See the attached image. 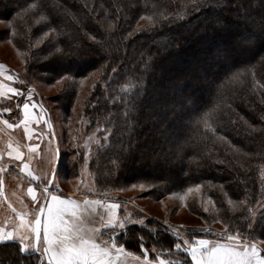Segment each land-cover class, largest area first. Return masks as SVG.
Segmentation results:
<instances>
[{
	"label": "trees",
	"instance_id": "trees-1",
	"mask_svg": "<svg viewBox=\"0 0 264 264\" xmlns=\"http://www.w3.org/2000/svg\"><path fill=\"white\" fill-rule=\"evenodd\" d=\"M186 2L0 0V18L14 22L9 38L15 47L40 56L25 59L28 74L69 80L61 96L69 116L79 80L99 72L81 113L88 133L101 131L109 139L94 149L89 167L95 192L85 195L124 201L112 196L116 190L146 185L159 199L199 186L214 201L226 233L264 240V221H254L249 229L239 203L250 199L255 205L264 194L259 177L264 165V38L259 33L264 0H218L215 8L185 16ZM28 4L36 7L28 9ZM177 14L183 19L165 22L164 17ZM142 18L147 20L138 25ZM44 32L49 36L32 48ZM55 48L62 54L48 56ZM203 48L212 49L205 60ZM141 87L130 128L123 119L125 102L135 99ZM139 216L136 212L133 218ZM103 233L102 239L111 236L138 259L147 249L150 260L192 264L175 230L148 217L144 224L112 226ZM195 237L204 235L187 234L189 240ZM18 249L17 241L0 242V264H38L37 254Z\"/></svg>",
	"mask_w": 264,
	"mask_h": 264
},
{
	"label": "rangeland",
	"instance_id": "rangeland-1",
	"mask_svg": "<svg viewBox=\"0 0 264 264\" xmlns=\"http://www.w3.org/2000/svg\"><path fill=\"white\" fill-rule=\"evenodd\" d=\"M145 20L147 18L140 19L138 25L144 24ZM0 21L7 22L2 18ZM9 33L10 28L5 27V23H0V64L4 65V69L0 71V82L4 85L3 94L0 95V168H3V171H0V180L2 179L4 188V195L0 190V225L4 223L19 225L21 221L20 216H16L17 212L23 214L26 225L27 221L33 218L32 213L36 208V203L28 195V188H35L39 194L40 188L47 183L51 171L54 172V183L51 188L57 195L62 198L70 197L77 202L79 197H91L85 195L95 192V180L89 163L94 158V149L100 145L105 133L101 131L88 133L87 121L81 113L84 100L92 90L99 72L93 71L84 77L85 79L79 80L80 87L69 116L66 104L61 100L64 87L69 80L63 78L57 81L44 72L33 77L28 74L25 59L32 58L33 53L15 47ZM209 49L211 48H203L200 51V57L204 60L208 57ZM216 53L218 52L213 50L212 54ZM9 76L11 80L8 79ZM196 83L193 80L192 85ZM10 87L18 89L19 93L11 94ZM25 103L29 104L27 124L21 122L25 119L23 113ZM5 120L14 126L8 127V124L4 123ZM48 120L52 124V130L49 129ZM8 152H12V156H9ZM17 152L20 153V159L15 158ZM24 165H27V168L21 171ZM259 177L264 188V165L259 169ZM115 194L124 199L120 208L123 213L118 214V221L126 219L127 223L138 225L141 224L140 220L144 221L148 217L173 228L181 243L188 239L187 234L193 232H201L206 237L195 239L203 238L221 243H231L227 239L228 236L237 235L226 233L225 226L216 214L214 201L200 187L188 191L185 195L172 194L159 199L151 196L150 187L146 185L121 187L112 196L116 197ZM81 202L83 208V201ZM93 209L94 205H91L85 215L91 213ZM106 209L103 210V220L99 223L98 216L90 217L93 221L90 226L97 227L95 223H98L101 228L105 225L102 231L112 226L121 229L106 224L108 214ZM136 212L140 213L141 217L133 218ZM251 242L254 241L248 240V243ZM255 244L264 254V240L255 241ZM126 254L129 256L126 257ZM119 256L121 264H143V261L138 259L135 263L131 258L135 256L125 251ZM38 257L41 264H47L45 260L40 259V254Z\"/></svg>",
	"mask_w": 264,
	"mask_h": 264
},
{
	"label": "snow or ice",
	"instance_id": "snow-or-ice-1",
	"mask_svg": "<svg viewBox=\"0 0 264 264\" xmlns=\"http://www.w3.org/2000/svg\"><path fill=\"white\" fill-rule=\"evenodd\" d=\"M210 2V0H187L182 5L184 15H190L191 13H199L205 8H215L216 3ZM36 5L28 4V9H32ZM25 9L24 11H27ZM19 15V14H18ZM45 16H41L40 20H45ZM152 19V17H148ZM183 19V16L177 14L174 16L164 17L165 22L169 20ZM5 27L12 28L15 31V24L13 21L3 22ZM143 30V29H138ZM51 32L55 33V29H50ZM259 33L261 38H264V20L259 24ZM129 35H132L129 33ZM49 36V32H44L43 37L37 39L35 45H31L32 48H36L43 42L45 37ZM256 33H252L253 39H255ZM95 40V37H91ZM40 49H37L39 52ZM62 54L60 48H55L54 52L50 51L48 56L54 54ZM143 56V54H142ZM33 58L39 59L40 56L37 53H33ZM147 64V62H146ZM4 69V65L0 64V71ZM117 69H113L116 72ZM235 78V77H234ZM9 80L12 78L9 76ZM139 82V77H137ZM139 86V84H138ZM4 85L0 82V95L3 94L2 90ZM10 93L15 95L19 93L16 88L10 87ZM144 89L141 87L140 93L137 94L135 99H129L125 102L127 111L123 114V119L128 123V126L134 127L135 121L130 119L133 112L137 111V103L140 96L143 95ZM28 109L29 104L23 105V113L25 119L21 122L24 124L28 123ZM5 111H10L5 109ZM8 124V121H4ZM206 127H209L205 122ZM14 125L8 124V127ZM27 131V129H25ZM109 139V137H105ZM121 146V151H126ZM9 156H12V152H8ZM16 159H20V153H16ZM27 168L24 165L21 171ZM3 171V168H0ZM33 179H38L33 177ZM53 180H48L47 183L40 188L39 194L33 187L28 188V195L31 196L32 200L36 203V208L32 213L31 219L24 224L23 214L19 217L21 223L19 225H7L0 226V241L18 240L20 253L28 252L29 250L39 253L40 259L46 260L47 264H115L112 260V255L115 253L117 256L124 252V245L117 244V242L109 236L108 239H101L105 235L101 228L90 226L93 221L90 218L95 213L93 209L91 213L85 215L91 205L103 206L102 201L93 200L89 201L87 198L83 201V210L81 205L72 198H62L53 192L52 188ZM199 187V186H197ZM191 191V189H189ZM43 197V201H41ZM231 204L232 202L229 201ZM240 206L244 208L246 215L243 218V222L247 224L249 229L253 228L254 221H264V194L261 198L256 200L255 205H252L250 199L240 201ZM108 210L107 214V225H115L120 228L126 227L125 220L115 219V210L118 208L116 204H109L106 206ZM15 211V209H13ZM103 220V216L101 217ZM141 224L144 221H140ZM143 240V237L140 238ZM228 241L231 243H221L219 241L212 242L207 239H184L183 248L184 251L191 257L193 264H264V254L260 250L255 242L249 244L246 237L237 233V235L228 236ZM143 248V244L141 245ZM175 248H181V244H175ZM155 253L157 250L153 248L151 250ZM148 250H144L143 264H187L186 260H168L165 261L157 257L156 260H150L148 256Z\"/></svg>",
	"mask_w": 264,
	"mask_h": 264
},
{
	"label": "crops",
	"instance_id": "crops-1",
	"mask_svg": "<svg viewBox=\"0 0 264 264\" xmlns=\"http://www.w3.org/2000/svg\"><path fill=\"white\" fill-rule=\"evenodd\" d=\"M64 198H66V197H64ZM85 198H87V200H89V201H93V200H99V201H102V203H103V206H100V205H94V209H95V213H99V214H93L92 215V217L93 216H98V223L102 220L101 219V217L103 216V210H105L106 209V206L107 205H109V204H116V205H118V208L115 210V219L116 220H118V214H119V210H120V208H121V204L124 202V201H122V200H117V199H114V200H112V199H102V198H97V197H86V196H83V197H79L78 198V203L81 205V201H84L85 200ZM84 207V206H83ZM81 209H83L82 207H81ZM107 210V209H106ZM15 213V212H14ZM103 213V214H102ZM12 214V213H11ZM21 216L20 215V213H16V216ZM91 217V218H92ZM25 218V217H24ZM29 219V218H28ZM98 223H95V226H97V228H100L99 226H98ZM0 226H7V224L6 223H4V225H0ZM94 227V226H93ZM9 241V240H8ZM0 242H3V241H0ZM252 243V242H251ZM251 243H249V244H251ZM225 244H227V243H225ZM115 254V253H114ZM112 255V260L115 262V264H121V262H120V257L121 256H119V257H115V255ZM127 256H129L128 254H126V257ZM131 257V256H130ZM134 261H135V263L136 262H138V260L139 261H143L142 259H138V258H134V257H131ZM191 258V257H190ZM138 259V260H137ZM137 260V261H136ZM192 261V260H191ZM192 264H193V262H192Z\"/></svg>",
	"mask_w": 264,
	"mask_h": 264
},
{
	"label": "water",
	"instance_id": "water-1",
	"mask_svg": "<svg viewBox=\"0 0 264 264\" xmlns=\"http://www.w3.org/2000/svg\"><path fill=\"white\" fill-rule=\"evenodd\" d=\"M48 125H49V129L52 130V124H51V122L49 120H48ZM57 155H58V151L56 150V156ZM53 178H54V172L51 171L48 180H53ZM49 187H52V185H50ZM0 190H1L2 194L4 195V193H3L4 188H3V181H2V179L0 180ZM45 262H46V260H45Z\"/></svg>",
	"mask_w": 264,
	"mask_h": 264
},
{
	"label": "flooded vegetation",
	"instance_id": "flooded-vegetation-1",
	"mask_svg": "<svg viewBox=\"0 0 264 264\" xmlns=\"http://www.w3.org/2000/svg\"><path fill=\"white\" fill-rule=\"evenodd\" d=\"M19 243V242H18ZM31 251V250H30ZM28 253H35V252H33V251H31V252H25V253H23V254H28ZM35 254H37L38 256H39V253H35ZM39 258V257H38ZM38 264H41L40 262H38Z\"/></svg>",
	"mask_w": 264,
	"mask_h": 264
}]
</instances>
